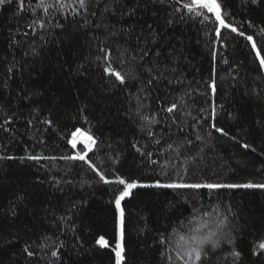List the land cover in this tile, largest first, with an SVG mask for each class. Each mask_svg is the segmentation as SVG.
I'll list each match as a JSON object with an SVG mask.
<instances>
[{
  "label": "trees",
  "instance_id": "obj_1",
  "mask_svg": "<svg viewBox=\"0 0 264 264\" xmlns=\"http://www.w3.org/2000/svg\"><path fill=\"white\" fill-rule=\"evenodd\" d=\"M37 2L0 4V264H115L117 178L264 184V0H218L243 33L219 37L190 0ZM78 129L90 151L69 144ZM77 152L110 183L65 159ZM121 207L123 264H184L188 238L220 220L197 264H264V189L137 187Z\"/></svg>",
  "mask_w": 264,
  "mask_h": 264
},
{
  "label": "snow or ice",
  "instance_id": "obj_2",
  "mask_svg": "<svg viewBox=\"0 0 264 264\" xmlns=\"http://www.w3.org/2000/svg\"><path fill=\"white\" fill-rule=\"evenodd\" d=\"M11 3V0H0V4L4 3ZM78 2L79 8L84 9L86 6V0H73V3ZM163 3L164 0H161ZM252 3H256L257 0H251ZM176 3H180V0H176ZM19 4L21 7V10H23V4L24 0H19ZM36 8H42L45 14H48L49 9L53 8H59L60 10H63L65 7H71V4L65 5L64 0H54V2H49V0H38V2L35 5ZM182 7L187 9L188 12L193 13L195 16H201L202 11L200 10H206L207 13H211L215 17V21L219 24V27L216 28V34L217 37L220 35V29L221 28H227L230 29L231 32L237 33L238 35H243L242 32H238L236 27H233L229 25L228 23L225 22L224 16L222 14V8L221 4L218 3V0H190V3H184L182 4ZM177 12L180 11V8L176 9ZM73 15H79V13L76 11V9H73ZM205 19H208L207 16H205ZM88 21L85 20V24H87ZM33 25L38 26L43 28L44 23L39 22L34 20L33 24L30 25L29 27L32 28L33 32L35 31V27ZM59 26V25H58ZM151 27V26H150ZM245 39H247L249 42H252L253 38L252 36H246ZM253 49L256 48V44H252ZM101 51H104L101 49ZM257 57L260 58V53H257ZM105 60L109 59V56L106 54L104 57ZM260 62V67L261 69H264V59H259ZM106 74L113 75L116 80H118L120 83H124L125 77L118 71H114L112 66L109 64L108 66L105 67L104 69ZM212 88L213 92L215 91V86L214 83L210 85ZM175 108V105L169 107L167 110L169 112H172ZM217 132H221V134H224L222 129L217 128ZM83 135V133H80V130L78 129L77 132H74L72 134V139L69 140V144L72 146L73 149L77 147V135ZM95 144V140L91 137L88 136L86 138V141L84 142V147L88 149L89 151L91 150L92 145ZM244 148H248V145H242ZM87 152H84L81 154L80 152H77L75 155H70L65 157V159L69 160H81L84 161L85 163L89 164V167L93 168V171H96V168L86 160ZM11 159V157H9ZM28 159H33V160H38L40 157H28ZM96 174L99 176L100 180L103 181L104 183H110L107 179H105V176L99 172L96 171ZM119 185H123V190L119 191L118 194L115 196V208L117 212V242L115 244V264H123V261L125 260L124 257V252L125 249L122 245V239H123V223H124V211L121 207V202L130 195L132 189L137 188V187H158V188H171V189H182V188H190V189H201V188H206L209 191L221 189V188H227V189H236V188H246V189H252V188H261L264 189V184H253V183H247V184H213V183H207V184H184V183H168V184H160L156 183L155 185H138L136 182H126L124 179L117 178L115 181ZM218 214V212H217ZM207 216L208 214L205 213ZM226 219V218H225ZM215 227L212 228L211 225H209L207 222L205 223L204 227L209 228V233L207 235L203 236H190L188 238V243L187 246L184 248V251L182 255L178 258L184 260V264H197V262L201 261L203 253V249L205 245H211L212 248L217 247L219 243V237H218V232L223 233V227L225 226L224 220H220L219 222H214ZM196 231H200V229H197ZM215 238V239H213ZM181 240H184V237H180ZM96 243L101 247V248H107L108 242L103 238L100 237ZM163 243V241H162ZM259 247L261 249H264V243L260 244ZM27 251V249H25ZM31 255V253H29ZM52 255L55 257L57 255L56 252H53ZM235 255V254H234Z\"/></svg>",
  "mask_w": 264,
  "mask_h": 264
},
{
  "label": "rangeland",
  "instance_id": "obj_3",
  "mask_svg": "<svg viewBox=\"0 0 264 264\" xmlns=\"http://www.w3.org/2000/svg\"><path fill=\"white\" fill-rule=\"evenodd\" d=\"M88 136L86 135V134H83V135H77V141H78V143H77V145H81V146H83L84 147V139H86ZM73 138V137H72ZM85 148V147H84Z\"/></svg>",
  "mask_w": 264,
  "mask_h": 264
},
{
  "label": "bare ground",
  "instance_id": "obj_4",
  "mask_svg": "<svg viewBox=\"0 0 264 264\" xmlns=\"http://www.w3.org/2000/svg\"><path fill=\"white\" fill-rule=\"evenodd\" d=\"M84 141H86V139H84Z\"/></svg>",
  "mask_w": 264,
  "mask_h": 264
},
{
  "label": "water",
  "instance_id": "obj_5",
  "mask_svg": "<svg viewBox=\"0 0 264 264\" xmlns=\"http://www.w3.org/2000/svg\"><path fill=\"white\" fill-rule=\"evenodd\" d=\"M79 135V134H78Z\"/></svg>",
  "mask_w": 264,
  "mask_h": 264
}]
</instances>
